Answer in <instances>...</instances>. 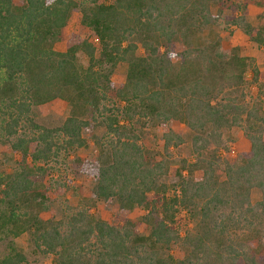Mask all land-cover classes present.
<instances>
[{
  "label": "trees",
  "instance_id": "obj_1",
  "mask_svg": "<svg viewBox=\"0 0 264 264\" xmlns=\"http://www.w3.org/2000/svg\"><path fill=\"white\" fill-rule=\"evenodd\" d=\"M246 10L227 0H0V143L21 156L0 175V233L28 234L51 264H264V72L218 34L237 29L264 47ZM73 12L79 30L68 34ZM53 100L71 110L48 128L33 109ZM147 126L162 128L161 157L136 131ZM234 128L249 151L223 157ZM86 131L96 150L79 161L92 182L87 209L44 219L51 194L67 186L42 181L87 146ZM185 135L193 159L175 160ZM96 200L121 212L99 219ZM26 262L13 247L0 260Z\"/></svg>",
  "mask_w": 264,
  "mask_h": 264
},
{
  "label": "rangeland",
  "instance_id": "obj_2",
  "mask_svg": "<svg viewBox=\"0 0 264 264\" xmlns=\"http://www.w3.org/2000/svg\"><path fill=\"white\" fill-rule=\"evenodd\" d=\"M106 1V0H105ZM237 3L246 4V20L247 22L255 28L264 30V0H227V3ZM216 6H212V13H216ZM229 12L226 10V13ZM80 15L78 12H73L71 22L68 25L66 31L67 33H78L79 30ZM219 31V30H218ZM220 39L225 47H236L239 54L243 57L253 58L256 66L260 71L264 72V47L255 44L250 41L240 30L232 29L230 33L218 32ZM56 50H63L64 45L58 43L54 46ZM78 61L86 66L87 59L83 55L78 57ZM111 80L114 83H123L125 80V66L119 65L114 70ZM264 85V80H263ZM250 95L257 96V87L251 86ZM261 99L264 97L261 96ZM36 117V121L40 125H44L48 128H54L61 124V122L66 119L70 114V105L64 100H53L51 102L42 104L33 109ZM78 114L82 115L83 111L78 110ZM82 117V116H81ZM141 130V131H140ZM138 129L136 131L141 137V141L145 147L152 150L153 156H162L163 142L161 140L162 128L147 126L145 129ZM88 131L83 135L86 138L87 146L82 150L78 151L74 156H71L65 161V164L60 166V170L49 171L46 173L42 183L43 186L52 187L56 186L55 183L65 184L67 188L64 189V194L52 193L50 199L47 200L50 206L48 212L42 214L44 219L53 218L59 219L63 212L72 208H83L87 209L88 206V193L92 187L91 180L84 176L80 172L79 161L81 159H91L95 157V145L93 140L89 137ZM104 134L102 128L97 127L94 130V135L100 137ZM226 146L228 151L221 150L220 154L223 157H235L239 153L249 151V141L244 137L243 133L237 129H232L227 133ZM184 144L177 148H172L170 150V155L173 159L177 160L180 158L191 157L189 140L187 135L184 136ZM192 158V157H191ZM171 159V160H173ZM193 159V158H192ZM21 162V156L12 152L6 142L0 143V175H4L12 172ZM173 165V164H171ZM172 169V168H171ZM169 181H174L171 177ZM57 188V187H56ZM54 191V188H52ZM90 197V196H89ZM260 198V193L257 189H253L251 193V200L253 203L258 201ZM91 213L97 216L99 219L106 221H113V219L119 215L120 207L118 203L114 200L112 201H98L94 202V206L91 208ZM123 214H127L133 219H137L143 211L139 209L132 210H122ZM13 247L16 251L22 252L27 262L25 264H51V258L42 256L38 254L32 246L29 244L28 234L24 233L19 237L13 239L3 233H0V260L9 254L10 248ZM178 247H174L172 254L176 255Z\"/></svg>",
  "mask_w": 264,
  "mask_h": 264
}]
</instances>
